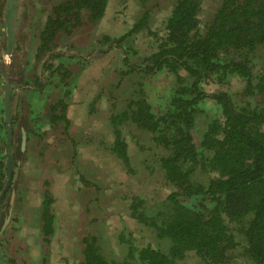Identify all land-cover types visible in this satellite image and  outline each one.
Wrapping results in <instances>:
<instances>
[{
  "label": "trees",
  "instance_id": "1",
  "mask_svg": "<svg viewBox=\"0 0 264 264\" xmlns=\"http://www.w3.org/2000/svg\"><path fill=\"white\" fill-rule=\"evenodd\" d=\"M142 1L148 6L143 17L120 36L98 32L91 52L102 55L112 49L124 54L125 44L149 28L147 19L159 8L158 1ZM108 3L109 0H53L37 33L40 44L35 52L36 63L46 54L42 67L52 71L44 82L49 83L50 77L63 82L62 90L50 89L53 98L47 95L48 105L42 117L54 127L61 125L65 135L70 124L69 80L75 65L64 66L67 53L54 49H76L64 41L77 31L83 33L80 48L90 43L86 42L87 33L92 35ZM204 4V0H173L168 15L159 22V30L149 31L151 52L129 69L141 74L145 81L135 84L119 75L109 84L114 108L105 118L104 135L99 137V143L105 146L102 150L116 156L133 172L131 147L125 138L126 132L130 133L137 153L156 155L155 167L160 171L157 176L171 189L154 206L138 195L130 196L128 208L135 228L125 229L127 232L118 229L115 236L126 257L116 259L105 253L96 235L88 231L78 264H179L190 257L194 264H264V0H214L203 8ZM0 47L5 45L0 42ZM35 69L29 75L32 83L38 82ZM161 71L172 81L167 93L157 86L149 88L151 84L146 81ZM230 76L243 82L238 94H233L229 84L212 93L202 87L203 82L224 83ZM24 84L22 91H29L27 82ZM18 95L15 98L19 101L24 93ZM99 98L100 94L93 97V109ZM208 100L217 111L206 112ZM24 109L17 112L18 121L26 128L29 141L33 128L23 116ZM32 113L28 112V117ZM11 114L15 120L13 108ZM6 124L2 109L0 190L7 170L4 149L10 147ZM108 133L112 141L106 139ZM75 137L83 141L80 134ZM15 138V155H21L24 150L20 148L19 131ZM70 143L81 144L74 140ZM73 153L76 155L75 150ZM102 160L107 161V157ZM79 177L82 187H87L85 176L79 172ZM45 184L41 223L47 240L55 219L49 183ZM82 187L71 188L74 195ZM138 227L153 234L154 241L136 245Z\"/></svg>",
  "mask_w": 264,
  "mask_h": 264
},
{
  "label": "rangeland",
  "instance_id": "2",
  "mask_svg": "<svg viewBox=\"0 0 264 264\" xmlns=\"http://www.w3.org/2000/svg\"><path fill=\"white\" fill-rule=\"evenodd\" d=\"M24 1L27 8L24 7L21 11L20 31L15 49L23 63L21 61V64L17 65L16 71L10 74V79L15 83L12 105L15 96L19 97L16 92L24 93V96L16 102V109L13 107V110L17 117H19L17 114L19 109L25 108L22 112L25 116L28 112H33L32 117H27L33 132H30L32 134L30 140L23 146L24 153L16 155L18 159L15 164V184L20 190V196L18 200L15 196L13 200L10 198L13 207L11 219L10 221L7 219L6 223L11 226V231L4 227L0 232V258L2 259L0 264H78L82 258L83 238L88 231L96 235L97 242L102 244L101 248L105 253L115 256L116 259H122L126 257V251L115 236L118 229L127 232L125 229L135 228V221L131 218L128 208L130 196L138 195L154 206L171 188L165 185L161 176H157L160 171L155 167L156 155L146 157L148 156L146 153L142 152V155L137 153L130 133L126 132L125 138L131 147L129 155L133 172H129L116 156L102 150L105 146L99 143V137L104 135V128L107 127L105 118L113 112L114 108L109 98V84L119 75L129 78L135 84L145 81L141 74L129 69L133 64L139 63L144 55L151 52L152 36L149 31L159 30V22L168 15L173 0H150L151 4L158 1L159 8L147 19L149 28L135 34L134 38L125 44L124 54L111 49L105 54L95 55L98 53L91 52L93 40L98 32H100L99 35L107 33L111 37H117L129 31L132 24L143 17V10L148 8L142 0H109L103 19L93 29L92 35L90 32L87 33L86 42L90 43L80 48L79 41L83 33L77 31L71 38L64 41L72 44L76 49L71 52L54 49L67 53L65 54L67 58L65 57L63 61L64 66L70 63L75 65L71 69L73 76L69 80L70 95L67 101L70 103L67 106V115L70 124L67 135L63 132V128H60L61 125L52 127L42 120L44 107L48 105L47 95L52 98L53 95L47 88L42 92L34 91L31 87L35 88V85L29 79L31 69L36 67V74L41 73L43 60L47 57L45 54L38 62L39 64L36 63L35 52L40 44L37 33L50 13L53 0ZM212 1L214 0H204L206 4ZM3 27L5 28L4 24ZM0 36H5L1 23ZM0 42L7 47V37L5 40L0 39ZM18 46L24 47V50L20 51ZM124 59L127 65L123 63ZM53 63L56 66L58 60ZM51 73L52 71L48 69L45 75ZM166 74L161 71L146 80L151 84L148 87L153 89L157 86L158 89L167 93L172 86V81L170 75ZM60 81L63 84L62 80ZM25 82L30 87L27 92H23L21 88ZM49 83H51L50 88L53 91L56 90L54 77H50ZM228 84L233 94H238L243 86V82L237 77L230 76L224 83L203 82L202 87L206 92L212 93L226 88ZM97 94H100V98L93 109L91 107L93 97ZM239 98L246 99L242 96ZM215 107L212 100L205 102L204 108H207V113L217 111ZM20 122L17 120L18 125H21ZM20 129L21 126L15 128L16 136ZM123 129L125 130L126 126H123ZM77 133L83 141L75 137ZM15 139L18 140V138ZM106 139L112 141V134ZM73 140L80 141L81 144L74 146L70 143ZM1 143L3 146L0 138ZM73 150L76 151L74 156ZM13 154L15 155V151ZM103 157H107V161H103ZM77 162L79 163L76 164ZM155 171L156 175L152 173ZM79 172L88 180L87 187H82ZM45 182L49 183L48 189L53 199L51 210L55 219L53 233L47 240L42 234L40 216ZM77 186L82 188L76 196L71 188ZM14 189L15 185L12 190ZM88 202L90 205L86 206ZM93 217H97V221H92ZM137 231L136 245L154 241V235L147 230L140 228ZM10 259L11 261H8ZM179 264H194V262L190 257Z\"/></svg>",
  "mask_w": 264,
  "mask_h": 264
},
{
  "label": "flooded vegetation",
  "instance_id": "3",
  "mask_svg": "<svg viewBox=\"0 0 264 264\" xmlns=\"http://www.w3.org/2000/svg\"><path fill=\"white\" fill-rule=\"evenodd\" d=\"M23 1L24 0H20V2L18 0L14 1L16 3V13H15V30H14L15 34H14V40H13V45L14 46L12 45L13 49H11L10 52H7V47L6 46L4 48L0 47V88H1L0 103H1V110L3 109V115L5 116V112H4V106H5L4 105V95H5V89L6 88H8L9 110H10V120L6 124V128H5L6 135H7V125H10V141L8 142L10 147H5L6 149H4L5 152H4L3 155L7 156L6 160L9 159V155H11L13 157L12 163L10 162V159H9L8 162H7L8 164L6 162H5V164L7 165L8 169H10L9 166H11V165H12V170L14 169L12 171V175H11V179H10L9 185L7 186V188L5 190V193H4L3 197H2V200L0 202V232L2 230V226L5 224L7 219H9L8 221H10V219H11L10 214H11L12 207H13L11 199L13 200L14 196H15V198L16 197L18 198V196H19L18 192L20 191L18 189V186L15 184V170H16L15 164H16V160L18 158L16 157V155H14V154L12 155V153L15 150V146L13 145V141L15 140V128L18 127V126H21V125L17 124V120H18L19 117L16 116V112H15V120L16 121L12 120L13 117H12V114H11V108L15 107V109H16V102L18 100H16L17 98H15L14 99V103L12 105L13 97H14L13 96V91H15V83L10 79V74H12V73H14L16 71V69L18 67L17 65L21 64V61L23 63V60H21V57H19L16 54V52H15L16 44H17L16 40L18 39V32L20 31L19 23H20V18L22 17L21 16V11H23L24 7L27 8V4L25 3V1H24V4H23L22 3ZM7 4H8V0H0V6H3L2 7V16H0V23L2 24V29H4V30H5V28L3 27V24L5 26L4 15H5V10H6ZM52 6L50 8V11L52 9ZM2 38L6 39V30H5V36L2 37ZM18 49L20 51H23L24 47L18 46ZM46 70H47L46 67H42V69H40L41 73H39L38 75L35 73L38 76V82H36V81H34L32 79L33 83L35 85V88L34 87H31V88L34 91L37 90L38 92H42L43 90H45V88L51 89L48 86L49 83H45L44 82L46 80V76H47V75H45ZM35 71H36V69H35ZM61 85H62V83H61L60 79L56 78L55 87H56L57 91L62 90ZM23 87H26V85L23 84V86H21V88L23 89ZM21 88L19 89L20 91H21ZM16 93L19 94V92H16ZM23 116H25V115H23ZM27 117H28V114L24 118L27 119ZM42 120L45 123H49L52 127H54L53 124H51L47 120V118H43ZM27 140H28V136H27L26 128L21 126V129H20V148H21V150H23V146L27 142ZM78 163L79 162H77L76 164H78ZM91 168H92V165H91ZM6 180H7V171L5 170V178H4V181H3L4 184H5ZM4 184H3L2 188H1V190L4 187ZM10 184L13 185V186L15 185V189L14 190H12L13 186L11 187ZM1 190H0V192H1ZM8 192H9V194H8ZM40 216H41V214H40Z\"/></svg>",
  "mask_w": 264,
  "mask_h": 264
},
{
  "label": "water",
  "instance_id": "4",
  "mask_svg": "<svg viewBox=\"0 0 264 264\" xmlns=\"http://www.w3.org/2000/svg\"><path fill=\"white\" fill-rule=\"evenodd\" d=\"M15 13H16V3L13 0H8V4L5 10V15H4V21H5V30H6V37H7V52H10L12 49L13 45V40H14V30H15ZM8 88L5 89V95H4V112H5V121L8 123L10 120V110H9V97H8ZM7 140L8 142L10 141V125H7ZM10 162L12 163L13 157L9 155ZM8 159V160H9ZM6 160V163L8 162ZM8 164V163H7ZM10 169H8L6 165V171H7V180L4 184L3 189L0 192V202L2 200V197L5 193V190L7 186L9 185L11 175H12V165L9 166ZM7 222V221H6ZM2 226V228L7 227L8 230L11 231L9 223H6Z\"/></svg>",
  "mask_w": 264,
  "mask_h": 264
}]
</instances>
